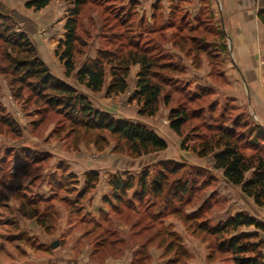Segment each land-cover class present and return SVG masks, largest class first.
Segmentation results:
<instances>
[{
	"label": "rangeland",
	"instance_id": "rangeland-1",
	"mask_svg": "<svg viewBox=\"0 0 264 264\" xmlns=\"http://www.w3.org/2000/svg\"><path fill=\"white\" fill-rule=\"evenodd\" d=\"M23 1L0 0V14L7 17L6 25L9 28L25 34L54 77L75 87L96 110L110 115L112 119L141 124L154 131L151 126L133 121L139 117L138 105L133 100L138 66L130 68L126 93L107 97L105 88L110 81L109 76L100 92H90L76 83L73 74L65 77L64 67L55 54L58 36L62 38L65 34L64 26H60V23H65L71 4L54 0L50 11L47 9L37 13L19 9L20 12L14 15L3 11L8 5L17 9ZM133 1L89 0L82 8L77 31L82 44L78 47L80 53L75 55L76 69L87 60L94 59L98 49L118 46L120 42L113 40L115 35L125 34L126 38L140 33L138 26L142 21L153 29L171 21L178 30L179 20L187 15L179 11L171 18L156 15L153 19L152 15L146 16L141 11L139 0ZM133 4H136V15L132 24L121 27L115 15L120 8L128 10ZM31 18L35 23L38 18L44 20L41 26L37 22L36 29L34 22L28 20ZM187 23L192 25L190 19ZM197 25H201L198 38L210 40L206 42L208 45L213 43L212 39L219 42L212 44L211 49L206 50L209 52L197 59L193 53L189 54L186 59L190 63L182 61L184 69L181 74L165 73L174 85L161 95L159 110L161 108L163 114L160 120H164L170 129L169 111L184 102L186 97L178 89L186 88L191 95L202 94L198 100L186 104L189 112L200 111L201 114L196 112L190 118L182 129L181 138L172 133L175 142L170 143L163 152L135 158L121 141L108 133L84 132L71 126L54 111L44 112L42 106H35L34 100L28 98L30 94L26 88H21L22 98L16 99L13 91L16 92L17 87L12 91L8 78L0 74V264H232L229 254L217 252L222 238L194 233L196 226L206 222L215 227L242 214L264 227V205L256 206L252 199L248 200L242 194L240 187L228 184L221 171L214 169L213 155L199 158L192 151L181 149L185 137L190 138V146L197 145L199 140H193L197 133L208 135L207 128L214 124L224 123L230 127L235 119L242 125L237 133H241L245 141H254L251 134L259 135L257 128L264 130L248 105L241 85L238 92L240 102L238 98L220 91L229 85L225 70L226 58L231 52L227 45L220 43L219 37H215L221 31L219 19L209 12L197 20ZM177 30L173 29L171 33L177 34ZM169 33L167 37L170 39ZM191 34L194 35L189 32L183 35L189 39ZM125 38L122 43H125ZM153 38L159 41V37L150 34L143 36L142 43L152 39L158 45ZM169 39L161 37L163 45H160L168 51L165 45L169 44ZM83 43L85 47H82ZM49 47L53 48L51 55L48 53ZM189 47L187 42L181 52L184 54ZM160 49L165 53L163 48ZM3 64L5 62L0 63L1 66ZM202 67L206 68L203 76H207L205 84L195 82L192 76L187 75V70L194 68L199 73ZM165 94L170 97L167 107L162 100ZM164 113H167L166 118ZM7 117L15 123V133L2 123ZM256 143L262 147L260 154L264 156L261 146L264 143ZM243 153L253 155L250 149H244ZM32 157L43 160L33 163ZM162 162L178 168L175 175L169 176V185L173 182L188 183L190 190L187 194L175 199L166 188L159 198L148 195L134 201L133 193H139L134 189L120 202L113 200L110 187L112 178L125 179L129 176L136 179L143 173L153 177L158 169L157 164ZM252 172L246 174L247 179ZM89 173H96L98 181L93 190L84 192ZM130 203L134 204L133 209H130ZM22 204L28 212L34 207L36 216L29 218L24 215L20 210ZM186 216L196 220L185 223ZM165 230L180 239L184 256L176 255L177 245L173 242L171 252L166 251L171 239ZM240 234L255 235L249 242L260 243L264 256V230L254 226L241 227L229 238ZM55 241L58 246L52 249L50 245ZM111 241L117 242L110 246Z\"/></svg>",
	"mask_w": 264,
	"mask_h": 264
},
{
	"label": "trees",
	"instance_id": "trees-1",
	"mask_svg": "<svg viewBox=\"0 0 264 264\" xmlns=\"http://www.w3.org/2000/svg\"><path fill=\"white\" fill-rule=\"evenodd\" d=\"M89 0H64L71 4V9L67 12L64 23V39L59 42L55 51L60 63L65 70V77L72 74L76 83L84 86L92 93L100 92L105 84L106 77L109 76V83L105 88L107 97L117 96L126 93L128 89L127 78L131 67L138 66L139 70L136 75V91L133 100L138 105L137 114L142 118L154 117L159 110V102L161 95L171 88L173 80L166 76L165 73L181 74L184 66L182 60L165 50L161 37L171 34L169 42L173 47L183 51L185 44L188 42L191 47L187 51L184 50L186 57L193 53L194 58L205 55L211 49V45L204 42V39L198 38L201 25L191 27L187 23L186 15L179 20V29L170 22L162 23L159 27L149 28L143 24L138 26L140 33H133L132 37H126L125 34L115 35L114 41L120 42L113 49H98L94 59L87 60L82 63L79 68L75 67V55L80 53L81 40L78 35V25L81 10ZM133 1V0H132ZM51 0H28L24 7L28 10L39 12L46 8ZM133 3H135L133 1ZM136 4H133L128 10L120 8L115 15V20L121 27L131 25L136 13L134 11ZM153 19L156 15L161 16L153 10ZM179 11H172L168 18H171ZM5 15L0 14V74L8 78L9 86L13 91L16 99L22 98L21 88H26L29 92L30 100H34L35 106H42L44 112L54 111L63 117L71 126H74L84 132L108 133L110 136L117 138L123 143L128 153L137 158L143 155L163 152L167 149L166 142L160 138L154 131L148 127L130 123L127 121H116L110 115L96 110L86 96L79 92L75 87L54 77L41 61L36 53V49L29 39L23 33H17L6 25ZM258 20L264 26V10L257 13ZM143 24V25H142ZM149 28V29H147ZM177 30V34L171 31ZM130 30V29H129ZM128 30V31H129ZM148 30V31H147ZM193 33L186 38L184 33ZM153 34L159 37L156 41L149 39L146 43H142L143 36ZM220 39V33L216 34ZM215 36V35H214ZM125 38V43L122 40ZM112 42V41H111ZM84 44V43H83ZM155 44L157 46H155ZM86 45H82L85 47ZM163 48L165 53L158 49ZM162 50V49H160ZM174 59V61L172 60ZM108 68V69H107ZM164 73V74H163ZM175 83V82H174ZM177 84V83H175ZM174 87V86H173ZM176 88V87H175ZM178 92L186 97L183 103L178 104L176 108H172L168 114V124L170 130L178 137H182V129L189 122L190 118L200 111L189 112L186 104L198 100L202 94L191 95L187 93V89H178ZM163 105L168 106L170 103L169 95L163 97ZM2 112V110H0ZM5 118V117H4ZM1 122V121H0ZM12 133H15L16 125L10 117L2 121ZM238 119L231 122L230 127L223 124H214L207 128L208 135H195L199 140L197 145H189L191 141L189 137H185L181 144L182 150H190L199 158H205L213 155L214 169L221 171L223 178L228 184L234 187H240L242 194L253 200L256 206L264 205V156H262L260 145L256 142L264 143V130H259V135L251 134L254 141H245L241 133H237L241 128ZM256 131V130H255ZM263 151H264V145ZM244 149L253 151V155L246 156ZM43 158L32 157L33 163L41 162ZM158 169L153 177H149L148 173H143L136 179L132 177L112 178L110 187L112 189L113 200L120 202L124 196L134 189L139 190L133 193V200H139L145 196L159 198L162 196L166 188L173 194L174 198L183 197L189 192L188 183L173 182L169 185V176L175 175L178 171L177 167H170L168 162L157 164ZM252 172L247 179L246 174ZM98 181L96 173H89L86 176L84 192L93 190ZM130 209L134 208V204L130 203ZM31 211L25 210V206L20 205L21 212L29 218L36 216V210L31 207ZM195 218L186 216L185 223L195 221ZM254 226L257 229L264 230V227L252 218L239 214L228 219L224 223H220L215 227L209 226L206 222L199 223L194 229V233H202L208 236L220 237L221 242L217 247V252L226 253L231 256L232 264H264V256L261 253L260 243H250L249 240L255 235L240 234L229 238L231 233L237 232L241 227ZM163 229H161L162 231ZM165 234L171 239L166 247L168 253L171 252L173 245H177L176 255H185L180 239L172 232L165 230ZM117 241H111L113 246ZM173 242V243H172Z\"/></svg>",
	"mask_w": 264,
	"mask_h": 264
},
{
	"label": "crops",
	"instance_id": "crops-1",
	"mask_svg": "<svg viewBox=\"0 0 264 264\" xmlns=\"http://www.w3.org/2000/svg\"><path fill=\"white\" fill-rule=\"evenodd\" d=\"M26 1L28 0H24L20 5L18 4L17 9L8 5L3 8V11L12 15L19 13V9L28 12L33 11L24 7ZM53 1L54 0H51L49 5L40 12L47 9L50 11L49 8L51 4H53ZM139 2L141 4L140 9L146 16L153 15V10H155L156 13L166 19L172 11H183L187 14L186 16H189L188 19L191 21V27H196L197 20L201 17H205L209 12L212 13L215 19L218 18L221 30L220 43L227 45L231 52L229 58H226L228 62L225 70V77L229 85H226V87L220 91L223 93L225 92L229 97L238 98L237 100L240 102L238 92H240L239 88L241 85L243 94L245 93L246 97L248 95V105H250L252 112L260 124L264 126V26L257 18L258 11L264 10V0H139ZM209 3L211 4L210 7H208ZM62 4L65 5L64 3ZM179 5L180 7H178ZM52 7L55 9V6ZM150 7L153 8L150 9ZM28 20L33 21L32 18ZM43 20L44 19L38 18L36 23L33 21L36 29L38 25L41 26L40 23H42ZM62 24H64L63 21L60 23V26H64ZM63 39L64 37L61 38L59 35L56 44ZM209 41L208 39H204V42ZM212 42L218 44L219 40L213 41L212 39ZM47 46L49 45L47 44ZM42 47L43 46H41V49ZM165 47H167L176 58H181L183 62L190 63L180 50L172 46L171 42L165 45ZM52 49V47L48 48V53L50 55L52 54ZM230 65H232V68ZM194 70V68L192 71L190 69L187 70V75L189 74V77L192 76V80L195 82L205 84L207 76H203L206 72V68L204 67L203 69L202 67L201 70L199 69V73H196L197 71ZM190 73H192V75ZM161 111L162 109L160 108L157 115L154 117H141L142 119L138 117L139 119L135 118L133 121L141 122L149 127L151 126L155 133L162 138L168 146L170 143L175 142V136L172 135L173 132L168 129L165 121L160 120L163 119L161 118L163 117ZM166 114L167 113H164L165 118L167 116ZM247 199L249 200L250 198Z\"/></svg>",
	"mask_w": 264,
	"mask_h": 264
},
{
	"label": "water",
	"instance_id": "water-1",
	"mask_svg": "<svg viewBox=\"0 0 264 264\" xmlns=\"http://www.w3.org/2000/svg\"><path fill=\"white\" fill-rule=\"evenodd\" d=\"M247 97H248V95H247ZM58 246V242H53V243H51V245H50V247L52 248V249H54V248H56Z\"/></svg>",
	"mask_w": 264,
	"mask_h": 264
}]
</instances>
